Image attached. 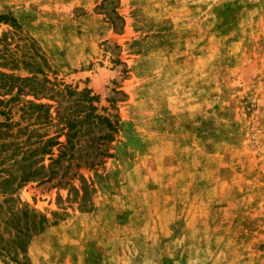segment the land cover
Masks as SVG:
<instances>
[{
  "label": "rangeland",
  "instance_id": "rangeland-1",
  "mask_svg": "<svg viewBox=\"0 0 264 264\" xmlns=\"http://www.w3.org/2000/svg\"><path fill=\"white\" fill-rule=\"evenodd\" d=\"M101 1L0 0V50L120 122L85 183L15 191L45 222L0 264H264V0Z\"/></svg>",
  "mask_w": 264,
  "mask_h": 264
},
{
  "label": "trees",
  "instance_id": "trees-1",
  "mask_svg": "<svg viewBox=\"0 0 264 264\" xmlns=\"http://www.w3.org/2000/svg\"><path fill=\"white\" fill-rule=\"evenodd\" d=\"M105 3L101 1L102 8ZM113 14L105 17L114 30V21L121 18ZM0 24L17 29L14 20L3 15ZM0 60V252L14 261L30 226L40 231L45 222L13 197L15 191L31 182L52 188L70 180L85 183L80 170L93 169L109 157L105 146L120 122L96 112V97L89 90L49 80L43 68L50 67L37 53L0 50ZM18 69L26 75L14 74Z\"/></svg>",
  "mask_w": 264,
  "mask_h": 264
}]
</instances>
